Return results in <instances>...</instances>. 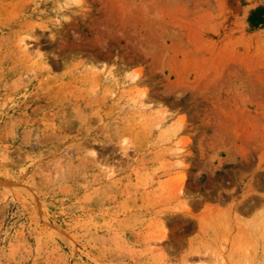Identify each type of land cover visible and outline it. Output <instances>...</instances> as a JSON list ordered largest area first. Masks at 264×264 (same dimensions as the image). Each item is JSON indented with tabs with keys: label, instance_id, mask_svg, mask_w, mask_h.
<instances>
[{
	"label": "rangeland",
	"instance_id": "374dc122",
	"mask_svg": "<svg viewBox=\"0 0 264 264\" xmlns=\"http://www.w3.org/2000/svg\"><path fill=\"white\" fill-rule=\"evenodd\" d=\"M258 7L0 0V264H264Z\"/></svg>",
	"mask_w": 264,
	"mask_h": 264
},
{
	"label": "trees",
	"instance_id": "16d2710c",
	"mask_svg": "<svg viewBox=\"0 0 264 264\" xmlns=\"http://www.w3.org/2000/svg\"><path fill=\"white\" fill-rule=\"evenodd\" d=\"M264 11V7H258L251 15L250 19L252 21V23L255 24H264V18H261L260 16H258V14H260V12Z\"/></svg>",
	"mask_w": 264,
	"mask_h": 264
},
{
	"label": "bare ground",
	"instance_id": "6f19581e",
	"mask_svg": "<svg viewBox=\"0 0 264 264\" xmlns=\"http://www.w3.org/2000/svg\"><path fill=\"white\" fill-rule=\"evenodd\" d=\"M73 2H74V0H73ZM22 46H23L24 51H25V52H28V47H27L26 43L22 44ZM105 78H110V79H112L111 72H108ZM139 110H140V111H144V107H143V108L140 107ZM145 110H146V109H145ZM163 118H164V117H163Z\"/></svg>",
	"mask_w": 264,
	"mask_h": 264
}]
</instances>
